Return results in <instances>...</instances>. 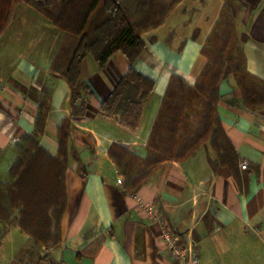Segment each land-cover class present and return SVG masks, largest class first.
I'll list each match as a JSON object with an SVG mask.
<instances>
[{
  "label": "crops",
  "instance_id": "0c3cea01",
  "mask_svg": "<svg viewBox=\"0 0 264 264\" xmlns=\"http://www.w3.org/2000/svg\"><path fill=\"white\" fill-rule=\"evenodd\" d=\"M224 1L182 0L161 25L141 35L144 50L134 66L155 87L134 131L100 111L129 67L125 56L113 54L102 69L91 56L83 60L81 79L92 96L84 116L73 118L68 85L52 70L63 33L33 9L15 5L0 34V182L8 179L15 144L34 132L42 93L49 92L50 98L39 144L51 156L57 154L59 125L70 122L60 242L47 248L40 264H264V109L242 105L231 75L219 86L217 112L237 155L234 166L212 167V150L201 147L186 160L165 163L146 185L130 192L108 154L114 143L141 158L146 155L170 75L195 82L206 61L201 48ZM230 1L237 6L239 33L247 37L246 69L264 81V0ZM178 8L190 18L165 39L159 32ZM243 161L245 169L240 168ZM154 214L193 249V260L180 261L169 253ZM26 240L18 228L10 230L0 244V264H10Z\"/></svg>",
  "mask_w": 264,
  "mask_h": 264
},
{
  "label": "trees",
  "instance_id": "16d2710c",
  "mask_svg": "<svg viewBox=\"0 0 264 264\" xmlns=\"http://www.w3.org/2000/svg\"><path fill=\"white\" fill-rule=\"evenodd\" d=\"M181 1L136 0L131 4L129 0H0V34L12 18L16 4L33 9L63 33L52 70L68 85L73 118L84 116L86 103L92 96L81 79L83 60L91 56L102 69L113 54L122 53L129 67L101 102L100 111L134 131L155 87V82L134 66L144 50L141 35L161 25ZM236 16L237 6L225 0L201 48L206 61L192 85L177 74L170 75L147 139L146 155L141 158L121 145H110L109 157L118 172L124 175L125 187L130 192H137L146 185L165 163L186 160L201 146L208 145L214 153V159L209 158L212 167L235 165L237 155L217 112L221 82L231 75L242 105L251 111L264 109V81L246 69L243 43L247 37L241 33L237 38ZM49 98V92L41 94L34 132L15 144V157L8 169L9 181L6 184L0 182V201L5 191L9 197L13 196L12 201L17 200L12 202L19 209L16 222L29 233L34 247L59 244V223L66 204L64 178L70 122L65 120L58 127L55 156L39 144ZM71 156L77 159L74 152ZM17 170L21 171L18 175ZM34 173L46 179V193L49 194L53 186L57 190L54 195L44 194L41 203L36 201L32 207L22 199L21 189L24 191L26 182L20 178ZM8 208L0 205V222L8 218ZM37 256V264H40L44 257Z\"/></svg>",
  "mask_w": 264,
  "mask_h": 264
},
{
  "label": "rangeland",
  "instance_id": "374dc122",
  "mask_svg": "<svg viewBox=\"0 0 264 264\" xmlns=\"http://www.w3.org/2000/svg\"><path fill=\"white\" fill-rule=\"evenodd\" d=\"M130 3L132 4V2L136 1V0H129ZM180 8H178L177 10H175L170 17L168 18L167 22H166V26H164L162 28V30H160L159 34L163 37V38H167L168 34L170 31H174L177 29H181V25L182 22H185L187 19L190 18V14L188 13H184V15L180 12L179 10ZM238 21V27L236 30V35L237 38L240 37L239 32H241V25H240V19H236ZM179 40L174 41V46L177 45L179 42ZM208 146V145H206ZM206 146H201V147H206ZM209 147V146H208ZM215 155L212 152V156L211 159H214ZM21 171L17 170L16 171V175L20 174ZM38 173V172H37ZM8 174V173H7ZM26 177V179H24ZM20 179H23L22 182L25 183L26 182V186L25 189L23 191V188L21 189L22 191V199L25 200V202L29 203V205H31L32 207H35V202L39 201L45 196L44 194H47V196H50L52 193L54 195V192L57 190H54L55 186L51 187V191L50 193H46V189H45V184L46 179H42L39 177V175L37 174H25L24 176H22ZM9 181V177L7 179V181L5 183L2 184H6ZM5 191L6 186L4 185L2 187ZM3 193V192H2ZM5 193V195H4ZM3 193V198L0 201V205H6L9 206L8 208V212H9V216L6 220H4L3 222H0V244L2 243V241L4 240L5 236L8 234V232L10 230H12L13 228H18L19 231L27 236V240L21 244V246L19 247V249L15 252V256L13 258V260L11 261L10 264H37L38 261V256L40 254V257H44L45 252L47 251V248L49 247H34L33 243H32V239L29 235V233L25 230H23L16 222V220L19 218V209L15 208V204H13L12 202H17L16 201H12V197H9V195H7V191H5ZM46 196V197H47ZM45 197V198H46ZM15 198V197H14ZM47 201V200H46ZM41 203V202H40ZM53 229V227H51V230Z\"/></svg>",
  "mask_w": 264,
  "mask_h": 264
},
{
  "label": "built area",
  "instance_id": "2783aa9c",
  "mask_svg": "<svg viewBox=\"0 0 264 264\" xmlns=\"http://www.w3.org/2000/svg\"><path fill=\"white\" fill-rule=\"evenodd\" d=\"M247 163H240V168L245 169ZM117 183L121 184V179H117ZM154 220L159 224L160 239L169 253L180 261L193 260L195 252L189 245H182L176 235L172 233L166 222L158 215L154 214Z\"/></svg>",
  "mask_w": 264,
  "mask_h": 264
}]
</instances>
